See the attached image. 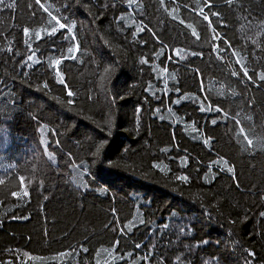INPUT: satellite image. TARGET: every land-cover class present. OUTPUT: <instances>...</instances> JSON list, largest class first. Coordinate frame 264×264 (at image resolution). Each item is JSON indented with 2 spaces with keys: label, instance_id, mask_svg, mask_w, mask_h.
I'll return each instance as SVG.
<instances>
[{
  "label": "trees",
  "instance_id": "1",
  "mask_svg": "<svg viewBox=\"0 0 264 264\" xmlns=\"http://www.w3.org/2000/svg\"><path fill=\"white\" fill-rule=\"evenodd\" d=\"M261 76L264 0H4L0 264H264Z\"/></svg>",
  "mask_w": 264,
  "mask_h": 264
},
{
  "label": "snow or ice",
  "instance_id": "2",
  "mask_svg": "<svg viewBox=\"0 0 264 264\" xmlns=\"http://www.w3.org/2000/svg\"><path fill=\"white\" fill-rule=\"evenodd\" d=\"M4 3V0H0V4H3ZM13 5H9V7H12ZM211 6L209 5V8H210ZM45 11H48V9H45ZM201 12H203V9H201ZM49 15H51V13H49ZM213 15H215V13H213ZM204 20H208L209 19V17L207 16V15H204ZM52 19L53 20H56V17L55 16H52ZM56 23L57 24H59V28L60 29H64L65 28V24H63V23H60L58 20L56 21ZM189 27H191V25H189ZM57 31V29H56V27L55 26H53L52 27V32L53 33H55ZM68 31H71V28H68ZM25 34H27V30H25ZM37 35V38H39V33H37L36 34ZM192 35L193 36H196L197 35V33H196V31H195V29H193L192 30ZM72 49H69V52L70 53H72ZM181 58H183V57H181ZM29 59H32V57L31 56H29ZM147 61H141V63H146ZM55 63L57 64V65H59L60 63H61V61L60 60H56L55 61ZM105 71V73H109V69H105L104 70ZM233 75H236V73H233ZM245 75H247V73H245ZM105 79V77H101V80L103 81ZM261 79H264V76H261ZM61 82L63 83V77H61ZM68 95L69 96H71L72 95V92H68ZM233 95H235V92L233 91ZM202 111L204 110L203 108L201 109ZM213 123H216V121H213ZM104 147V145L103 144H101L100 145V147L99 148H97V154L99 153V151H100V149L101 148H103ZM229 171H231V169H229ZM24 195L26 196V195H28V193L27 192H25L24 193Z\"/></svg>",
  "mask_w": 264,
  "mask_h": 264
}]
</instances>
